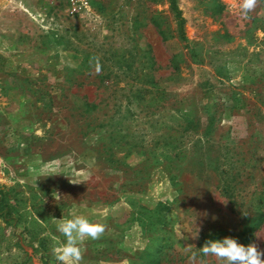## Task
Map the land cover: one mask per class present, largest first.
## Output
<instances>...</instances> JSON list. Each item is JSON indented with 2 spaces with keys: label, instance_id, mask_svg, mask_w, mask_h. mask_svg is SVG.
Masks as SVG:
<instances>
[{
  "label": "rangeland",
  "instance_id": "obj_1",
  "mask_svg": "<svg viewBox=\"0 0 264 264\" xmlns=\"http://www.w3.org/2000/svg\"><path fill=\"white\" fill-rule=\"evenodd\" d=\"M176 4L186 39L171 0H0V264H58L74 215L109 226L84 264L264 250V0Z\"/></svg>",
  "mask_w": 264,
  "mask_h": 264
},
{
  "label": "clouds",
  "instance_id": "obj_2",
  "mask_svg": "<svg viewBox=\"0 0 264 264\" xmlns=\"http://www.w3.org/2000/svg\"><path fill=\"white\" fill-rule=\"evenodd\" d=\"M261 0H239V13L243 19H250ZM96 60V71H101L99 59ZM59 198L60 195L56 194ZM57 232L64 237L58 246L52 249L58 264H84L87 240H99L108 230V225L91 221L84 215H74L71 218L54 219ZM58 239V238H57ZM205 257H215L217 264H264V250H260L256 243L244 245L232 237L222 240H207L199 249Z\"/></svg>",
  "mask_w": 264,
  "mask_h": 264
},
{
  "label": "trees",
  "instance_id": "obj_3",
  "mask_svg": "<svg viewBox=\"0 0 264 264\" xmlns=\"http://www.w3.org/2000/svg\"><path fill=\"white\" fill-rule=\"evenodd\" d=\"M172 8L176 12L179 28L181 31V36L183 39H186V35L184 32V24L185 19L182 16L181 11L177 7L176 0H171ZM94 107V106H93ZM253 197V196H252ZM252 213H255L254 219H252L250 223L249 228V234L248 237L253 238V233L261 228V226L264 224V192L259 194V205L257 203L254 204ZM4 213L0 209V216H3Z\"/></svg>",
  "mask_w": 264,
  "mask_h": 264
},
{
  "label": "built area",
  "instance_id": "obj_4",
  "mask_svg": "<svg viewBox=\"0 0 264 264\" xmlns=\"http://www.w3.org/2000/svg\"><path fill=\"white\" fill-rule=\"evenodd\" d=\"M73 5V11L83 10L87 6V0H71Z\"/></svg>",
  "mask_w": 264,
  "mask_h": 264
}]
</instances>
